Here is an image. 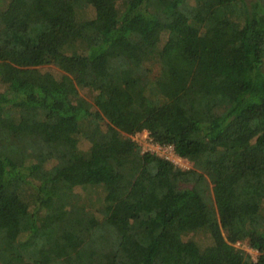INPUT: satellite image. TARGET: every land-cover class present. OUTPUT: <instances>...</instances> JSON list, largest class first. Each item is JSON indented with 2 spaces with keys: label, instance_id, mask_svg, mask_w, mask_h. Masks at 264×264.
<instances>
[{
  "label": "trees",
  "instance_id": "16d2710c",
  "mask_svg": "<svg viewBox=\"0 0 264 264\" xmlns=\"http://www.w3.org/2000/svg\"><path fill=\"white\" fill-rule=\"evenodd\" d=\"M0 80V264H264V0H9Z\"/></svg>",
  "mask_w": 264,
  "mask_h": 264
},
{
  "label": "rangeland",
  "instance_id": "374dc122",
  "mask_svg": "<svg viewBox=\"0 0 264 264\" xmlns=\"http://www.w3.org/2000/svg\"><path fill=\"white\" fill-rule=\"evenodd\" d=\"M251 1V0H250ZM9 0H0V8H5L8 4ZM95 12V8L94 6H89L86 9H84L79 16L80 17H86V16H92ZM70 32L69 29L63 27V30L61 32V38L63 41H67L70 39ZM151 68L153 69L152 72L153 74H157L158 70H159V66L157 64H150ZM42 71H50L53 72L55 75L59 76L62 73V70L54 63L52 64H45L39 67ZM7 90V84L5 82H2L0 80V91H4ZM80 96H83L87 99H91L92 97V91L89 89H80L79 90ZM145 134H142L140 136H136L134 135L133 138L137 141V143L142 147V149L145 151V147L147 144L146 140L147 138H145ZM137 138V139H136ZM80 146L83 149H87L89 146V143L87 140H85L84 137H81V141H80ZM180 166L183 168H190L192 165L186 161V160H181L180 161ZM76 192L79 193L80 198H81V202L84 203L86 205V208L95 213L97 211V209L100 207L101 202H102V198L105 195V189L104 186L102 185H89L86 188H82V186H77L76 187ZM23 200L28 204L31 203V198L29 196V194L25 193V195L23 194ZM2 203L3 206L7 209V212H12V214L14 212L19 213L22 212L25 207L27 206L25 205V203H23V201L20 198H3L2 199ZM9 219V218H8ZM11 219H9V223H8V231L10 232V234L14 235L18 232V227H16L13 222H10ZM17 221V220H15ZM187 239H196L199 240L201 244L206 245L209 244L211 242L209 235L206 233V231L200 229V230H196L194 232H191L190 234H188L186 236ZM236 247L238 249H240L241 251H243L244 253H246L247 255L250 256L251 260L256 261L258 256H259V252L254 249L247 241H242L236 244ZM245 255V254H244ZM242 257L243 256H239L238 258H234L233 260L230 261L229 264H241L242 261Z\"/></svg>",
  "mask_w": 264,
  "mask_h": 264
},
{
  "label": "built area",
  "instance_id": "2783aa9c",
  "mask_svg": "<svg viewBox=\"0 0 264 264\" xmlns=\"http://www.w3.org/2000/svg\"><path fill=\"white\" fill-rule=\"evenodd\" d=\"M142 134H145L146 136L145 138H147L146 140L147 144H145L146 145L145 151H152L153 153L163 156L164 158L169 159L173 161L176 165L180 166V161L184 159L175 152V148L173 145H170V144L163 145V144L154 142L147 131L139 132V133H136L135 135L140 136Z\"/></svg>",
  "mask_w": 264,
  "mask_h": 264
}]
</instances>
